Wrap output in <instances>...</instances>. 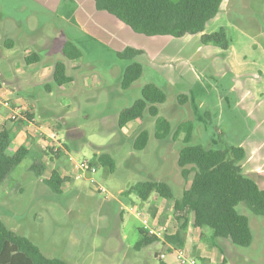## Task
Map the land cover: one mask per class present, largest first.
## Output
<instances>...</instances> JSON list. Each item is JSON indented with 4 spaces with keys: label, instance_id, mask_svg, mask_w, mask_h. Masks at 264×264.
<instances>
[{
    "label": "rangeland",
    "instance_id": "obj_1",
    "mask_svg": "<svg viewBox=\"0 0 264 264\" xmlns=\"http://www.w3.org/2000/svg\"><path fill=\"white\" fill-rule=\"evenodd\" d=\"M221 29L226 49L223 43H203L205 36ZM67 41L83 55L79 68L62 54ZM127 47L140 51L136 61L143 66V76L123 90L125 62L117 54ZM33 53L40 61L26 64L24 58ZM57 62L65 63L73 79L62 88L52 80ZM147 83L166 93L158 109L172 131L164 142L154 138L155 120L147 112L141 120L118 126L119 112L140 97ZM0 85L19 99L14 108L35 116L31 122L19 118L25 122V143L33 150L39 139L44 141L42 152L33 150L0 184V220L49 258L71 264H159L160 255L169 252L164 241L134 249L141 227L135 211L174 233L178 225L173 201L152 195L141 203L133 194L122 193L138 182L158 181L168 184L173 200L182 197L192 177L185 180L177 166L183 147L177 127L182 122L195 125L190 145L240 146L245 150L240 165L252 172L247 176L264 179V0H225L203 32L181 38L136 35L97 12L92 0H0ZM179 95H185L186 102L180 104ZM10 114L7 111L3 128L11 132L12 153L20 143L13 127L19 119L12 121ZM28 125L33 129H25ZM145 130L146 148L133 150V140ZM31 134L34 142L28 139ZM47 134L56 139L47 140ZM47 147L61 150L54 168L73 179L58 195L44 183L51 171L44 156ZM100 154L113 159L112 172L96 166L91 179L75 173L73 160L92 162ZM237 210L249 218V247L212 241L209 229L190 225L183 248L192 251L199 264H264V217L243 205Z\"/></svg>",
    "mask_w": 264,
    "mask_h": 264
},
{
    "label": "trees",
    "instance_id": "obj_2",
    "mask_svg": "<svg viewBox=\"0 0 264 264\" xmlns=\"http://www.w3.org/2000/svg\"><path fill=\"white\" fill-rule=\"evenodd\" d=\"M95 10L112 17L136 35L144 37L181 38L203 32L206 25L217 16L225 0H92ZM214 42L223 48L228 41L223 29L215 35L205 36L203 43ZM62 54L67 61L75 62L79 68L83 64V55L76 45L67 41L62 46ZM140 51L127 47L117 56L125 62L120 78V87L129 89L143 76V66L136 61ZM40 61L36 53L25 57L30 65ZM53 84L57 88L71 83L64 62H57L53 67ZM166 93L153 83L145 84L140 97L129 107L122 109L118 116V126L141 120L147 112L154 118V138L167 141L171 135V124L159 115L158 105L165 103ZM180 104L186 102L185 95H179ZM28 120L31 117L26 116ZM195 125L182 122L177 127V135H183V147L179 149L177 166L181 176L189 180L188 187L180 199L173 200V193L168 184L158 181H144L132 185L122 193L128 197L133 194L141 203L147 202L152 195L171 200L172 216L178 227L174 233H168L164 243L173 248L185 246V235L190 225L197 229H209L212 241L223 240L239 247H249L252 233L249 218L239 213L237 207L243 205L251 214L264 217V190L243 173L241 162L245 158L244 148L225 143L214 149L202 145H190ZM149 141V133L139 132L132 142L133 150L142 151ZM10 131L0 129V184L11 171L33 154L28 146H19L9 153ZM51 171L44 183L54 194H60L62 187L73 179L63 177L54 168V161L61 156V150L47 147L44 151ZM91 166H102L109 172L114 169V161L107 154L95 156ZM37 171L38 167H34ZM39 169V168H38ZM139 239L134 245L136 251L160 242L147 236L138 228ZM215 247L216 243H213ZM155 257L157 255L155 254ZM0 264H71L63 259L49 258L28 238L14 233L0 220ZM159 264H168L160 260Z\"/></svg>",
    "mask_w": 264,
    "mask_h": 264
},
{
    "label": "built area",
    "instance_id": "obj_3",
    "mask_svg": "<svg viewBox=\"0 0 264 264\" xmlns=\"http://www.w3.org/2000/svg\"><path fill=\"white\" fill-rule=\"evenodd\" d=\"M0 106L10 111V119L15 121L19 118H23L28 122H31L32 119L28 120L26 118V114L19 111L18 108L13 107V103L11 102V98L9 97V92L0 86ZM51 138L53 140L56 139V135L52 134ZM57 142V141H56ZM58 143V142H57ZM73 170L76 174L86 176L89 174L92 178V175L96 173V167L91 166L87 161H80L74 162ZM92 181V180H91ZM99 190L103 192L104 190L99 187ZM136 217L140 220L141 228L146 233L147 236L153 237L159 241H164L165 237L169 233L168 227L164 225H153L147 217H144L140 212L135 211ZM169 252L174 256V259L177 264H199L197 259L193 258L189 252L185 248H173L172 246L168 245ZM165 255L161 254L160 259H164Z\"/></svg>",
    "mask_w": 264,
    "mask_h": 264
},
{
    "label": "crops",
    "instance_id": "obj_4",
    "mask_svg": "<svg viewBox=\"0 0 264 264\" xmlns=\"http://www.w3.org/2000/svg\"><path fill=\"white\" fill-rule=\"evenodd\" d=\"M24 62H25V58H24ZM38 63V62H37ZM76 64V63H75ZM36 74V73H35ZM37 75V74H36ZM70 84V83H69ZM2 88H4L5 90H7L8 92H9V97L11 98V102L13 103V104H19V99H16L15 98V94H14V92H12V91H10V90H8L6 87H4V86H2V85H0ZM64 87V86H63ZM7 109H5V108H3V107H1L0 106V129L1 128H3V127H5V119H6V117H7ZM26 114V116H28V117H31L30 119H32V118H35V116H33V112H31V114H28V113H25ZM10 120V119H9ZM13 123V122H12ZM133 123V122H132ZM132 123H129L128 125H130V124H132ZM17 124H19V125H17ZM23 124H25V122H23L22 120H18V121H16V123H13V127H15L14 129V131H15V133H16V136H17V138H18V140H19V142L20 143H18V147L19 146H22V145H24V146H27L28 144L27 143H25V140H27V137H26V134L21 130V126L23 125ZM18 126V127H17ZM12 127V126H11ZM29 127H31V125H28V127H26L25 129H29V131L30 130H32L33 128H29ZM44 132V131H43ZM32 133V132H31ZM34 133H38V130H37V128L36 129H34ZM45 133V132H44ZM10 134H11V132H10ZM32 136H29V140L30 141H32V142H34V138H35V135L34 134H31ZM52 135V134H51ZM51 135L49 136V134H47L46 135V139L48 140V139H51L50 137H51ZM51 141H53L52 139H51ZM36 143H38L36 146H34L33 148V150L34 151H38L39 153L40 152H42V148L40 147L41 146V143H44V141L42 140V139H39V141L38 142H36ZM35 143V144H36ZM52 143V142H51ZM34 144V143H33ZM17 147V148H18ZM28 147H29V145H28ZM30 148V147H29ZM32 149H31V152H32V154H34V151H33ZM14 151H12V153H13ZM9 153H11V152H9ZM56 169V168H55ZM57 170V169H56ZM242 170H243V173L247 176V175H249L250 173H252L251 171H245L244 169H243V167H242ZM58 171V170H57ZM59 172V171H58ZM257 173L258 174H263V172H260V171H257ZM256 173V174H257ZM59 174H60V172H59ZM61 175V174H60ZM62 176V175H61ZM8 177V176H7ZM7 177H6V179H7ZM5 179V180H6ZM4 180V181H5ZM253 180L257 183V185L261 188V189H263L264 190V179L260 176L258 179H257V177L254 179L253 178ZM3 181V182H4ZM2 182V183H3ZM18 186H19V184H17ZM16 185V186H17ZM217 241V240H216ZM224 242H226V241H224ZM220 243V242H219ZM221 246H223V247H225V244H222ZM188 252H192V251H188ZM164 255H165V258H167V261H165V259H163V261H165V262H167L168 264H177L176 263V261H175V259H174V256L172 255V254H170V252H166V253H164ZM204 256H206V258H204V259H207V261H208V258H209V256L208 255H204ZM223 261H225V260H222V262ZM221 262V263H222Z\"/></svg>",
    "mask_w": 264,
    "mask_h": 264
},
{
    "label": "water",
    "instance_id": "obj_5",
    "mask_svg": "<svg viewBox=\"0 0 264 264\" xmlns=\"http://www.w3.org/2000/svg\"><path fill=\"white\" fill-rule=\"evenodd\" d=\"M89 177H90V175L89 174H86L85 178L88 179Z\"/></svg>",
    "mask_w": 264,
    "mask_h": 264
}]
</instances>
